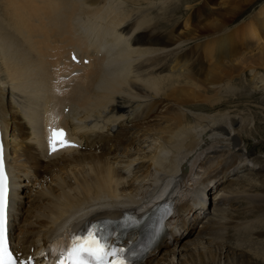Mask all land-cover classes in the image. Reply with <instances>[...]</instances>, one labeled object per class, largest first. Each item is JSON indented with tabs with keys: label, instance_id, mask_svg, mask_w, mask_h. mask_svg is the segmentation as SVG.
<instances>
[{
	"label": "bare ground",
	"instance_id": "6f19581e",
	"mask_svg": "<svg viewBox=\"0 0 264 264\" xmlns=\"http://www.w3.org/2000/svg\"><path fill=\"white\" fill-rule=\"evenodd\" d=\"M155 1L0 0V116L19 251L46 246L67 222L150 211L168 194L175 214L142 264L264 262L261 231L244 217L262 208L237 207L264 180V160L243 146L251 127L239 106L221 109L246 94L235 84L246 70L264 68V5L244 40L240 24L224 28L251 0H204L213 16L202 25V2L174 20L175 0L153 17ZM52 126L82 148L49 156ZM180 206L203 220L177 223ZM244 235L250 242L227 252Z\"/></svg>",
	"mask_w": 264,
	"mask_h": 264
},
{
	"label": "rangeland",
	"instance_id": "374dc122",
	"mask_svg": "<svg viewBox=\"0 0 264 264\" xmlns=\"http://www.w3.org/2000/svg\"><path fill=\"white\" fill-rule=\"evenodd\" d=\"M156 1H158L160 3L157 4V7L156 6L155 7L152 6L153 8H155V9H152V11H151L153 13L152 16L153 17L160 16V15L164 16V14H162L163 9L160 8V7H162L161 6L162 5V0H156ZM156 1H155V3H156ZM172 1L173 0H169V1H166V2H168L169 5H171ZM126 2L127 1H125V3ZM187 2H190L192 5H200V3L202 2L200 7H196L197 11H195L196 13L194 14V17L197 16V18H198L197 20H199L201 18L200 19L201 25H202V23H205V21L207 23V21L210 20L211 17L213 16L212 15L213 11L208 9V7L204 6V3H203L204 0H177V1L175 0L173 2L175 4L174 5L172 4V6H171V7H173V10L169 11V15L172 16L174 20L177 19V18L181 19V18L187 17V15H186V13H187V11H186ZM132 4L133 3L128 2L127 5L126 4L123 5V7H126L127 9H125L123 7H121V9L123 8L122 9L123 11L131 10V9H133V5ZM262 5H264V0H253V1L251 0L249 2V4H247L245 6V8H242V12L240 14H238L234 19H232L230 24L227 27H225L224 29H226V28L234 29V27H236V26H238L240 24L241 28L239 27V29H237L238 36L243 38L246 35H250L252 33V31L249 28V23L251 21H253L252 25L256 26V21L253 18L259 12V10L261 9ZM142 8H146V7H142ZM170 16H168L167 18H169ZM206 17H207V19H205ZM208 17H210V18H208ZM246 23H247V26H246ZM171 24H173L172 21H171L170 24H166V26L167 25H171ZM252 28L259 29V26L258 27H252ZM206 30H207V28L205 29V31ZM80 33H79L80 36H82L85 39L84 35H85L86 31H80ZM255 73L257 74V76L259 78L257 76H256L257 78L254 77L253 74L249 70H246L244 83L241 82V81H236L235 82L236 86H238V88H240V89H244L242 92H246V94L243 93L242 96H237L236 98H234V100H229L228 102L226 101V106L222 107L221 109L222 110H226V109L231 108L230 106H234V105H238L239 106L238 109L241 110L244 115H246V117L249 120L250 127H251V130H250L249 134L244 137L245 142L243 143V146L246 149H250L252 151L254 150L255 156L258 157V158L262 157V159L264 160V90H263L264 89V83L262 82V79L264 80V68L263 67L257 68ZM241 97H242V99H241ZM251 122H252V124H251ZM230 179L232 180L233 176ZM230 179H229V181H230ZM263 184H264V180H261V181L259 180L257 186H255L253 188L248 187L247 190L249 192L245 193L246 196H247V197H245L246 198L245 202H241V203H239L237 205L238 208L245 207L246 209L249 208V207H256V208H259V209L262 208V209H260L261 212L258 211L259 213L255 210V211H253L254 213L247 214L246 216H244L246 219H248V217H250V218L254 217L256 222L258 220H259L258 221L259 223L261 222L260 225H258L259 224L258 222H257L258 224L256 222L254 224L255 225L254 228H259V230L261 231L260 233L256 234V236L259 238V242L256 241L255 239L253 240V242L256 241V243H260L261 240L264 241V232H263L264 231L263 230L264 229V219H263L264 218V213H263L264 212L263 211L264 210V205H263L264 204V185ZM27 188L30 189L31 187H27ZM214 190L216 191L218 189H214ZM215 191H212L208 195L212 196ZM41 202H42V200H41ZM250 202H252V203H250ZM258 206H260V207H258ZM246 209H245V211H246ZM193 210H191L190 213L181 214L180 213L181 212V206H180L179 213H178L177 218H176L177 223L179 221H181L185 217H187L186 226L190 223L191 220H197V219H199V221L203 220L204 217L199 218L197 216L196 210L194 212H193ZM240 211H242V210H240ZM260 215H262V216H260ZM259 218H261L262 220L259 219ZM256 224H257V226H256ZM261 224H263V225H261ZM261 227H263V229ZM250 237L251 236L248 237L247 235H244L243 236L244 240L241 237L242 241H241L240 238L236 240V238L232 237L231 240H230V243H227L225 245V249L229 253H233V252L235 253V251L233 249H230V247L233 246L234 242L236 241V245L239 244V243L240 244H247L248 242H250V240H249ZM261 249H264V246H262ZM190 256H194L193 253H190ZM247 257H248V255H247ZM177 261L178 260H176V262ZM251 261H250V264H253V263L255 264V261H252L253 263H251ZM257 264H264V262L258 261Z\"/></svg>",
	"mask_w": 264,
	"mask_h": 264
},
{
	"label": "snow or ice",
	"instance_id": "6c2138e0",
	"mask_svg": "<svg viewBox=\"0 0 264 264\" xmlns=\"http://www.w3.org/2000/svg\"><path fill=\"white\" fill-rule=\"evenodd\" d=\"M50 152L60 148L75 147L65 136L62 129H50L48 139ZM7 177L4 172L2 147H0V264H17L9 250L6 227ZM60 264H126L121 257V250L110 246L99 238L94 230L86 235L73 236L70 246L62 253Z\"/></svg>",
	"mask_w": 264,
	"mask_h": 264
}]
</instances>
